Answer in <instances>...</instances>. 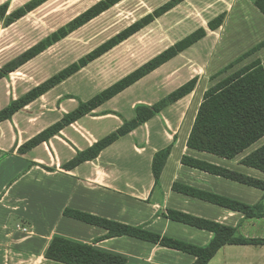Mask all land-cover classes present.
Masks as SVG:
<instances>
[{
	"label": "crops",
	"instance_id": "obj_1",
	"mask_svg": "<svg viewBox=\"0 0 264 264\" xmlns=\"http://www.w3.org/2000/svg\"><path fill=\"white\" fill-rule=\"evenodd\" d=\"M254 1L185 0L156 19L144 30L158 31L153 38L156 53L140 66L189 34L207 30L215 18L225 16L218 30H207L192 47L33 149L23 147L73 112L78 101L91 100L138 67L132 70V62L126 59L123 65L129 68L123 75L116 76L112 68L110 83L104 85L102 81V87H95L93 82L82 81L78 92L69 89L74 77L67 79L0 123V264H63L45 257L56 237L90 245L125 259L126 264L196 261L193 255L159 244L129 236L107 237L106 229L76 220L66 215L67 211L142 228L195 247L208 246L213 233L171 220L168 212H175L230 228L234 238L250 242L222 246L208 264H264V172L245 163L264 146V138L231 159L187 144L204 94L243 67L255 61L264 63L262 47L221 73L264 42V15ZM170 16L175 27L188 25L164 43L168 28L161 23ZM19 55L11 59L0 55V68ZM37 59L0 80V111L54 76L29 82L37 80L28 67ZM21 73L23 77L17 78ZM194 79L197 83L190 94L162 108L150 121L105 148L95 160L66 168L78 153L115 133L124 121H132L136 107L159 104ZM169 147L156 184L153 158ZM211 197L246 206L248 211H233Z\"/></svg>",
	"mask_w": 264,
	"mask_h": 264
},
{
	"label": "trees",
	"instance_id": "obj_2",
	"mask_svg": "<svg viewBox=\"0 0 264 264\" xmlns=\"http://www.w3.org/2000/svg\"><path fill=\"white\" fill-rule=\"evenodd\" d=\"M47 1L49 0H33L25 6L16 9L9 15H7L9 5L7 3L3 4L0 6V22H3L4 27H9ZM121 1L123 0L99 1L73 20L67 28L52 33L35 46L1 67L0 80L8 78L11 73L17 71L41 53L65 39L71 32L81 28L106 11H109ZM184 1L185 0H171L169 3L154 11L152 14L145 16L139 22L133 24L115 38L109 40L98 49L82 58L80 62L71 65L57 75L51 77L45 83L33 88L24 97L18 101L12 102L7 108L0 111V123L9 121L15 113L23 109L26 105L40 98L57 85L79 72L87 64L106 54L119 43L136 35L140 30L146 28L156 19ZM254 6L264 15V0H255ZM224 17L225 16L221 15L210 21L207 25V30L211 32L218 30L223 24ZM207 30L199 29L177 42L153 61L145 64L136 72L107 88L91 100L87 102L78 101V107L73 112L65 115L59 123L48 128L26 143L23 149L30 150L47 142L50 138L57 136L65 127L90 115L103 104L202 40L206 36ZM262 47H264V42L244 54L235 63L227 66L221 73L227 72L235 64L251 56ZM196 83V79L190 81L162 100L159 104L151 107H136L135 118L132 121H124L123 126L115 133L97 142L86 151L78 153L66 168L73 169L78 165L95 160L105 148L115 143L120 138L130 134L139 126L150 121L159 114L162 108L190 94L194 90ZM67 99H70V97H67ZM262 138H264V63L262 64L259 61H255L216 84L204 94L203 102L199 107L187 144L188 147L192 149L231 159ZM170 149L169 147L157 153L153 158L152 174L156 184H158ZM245 163L250 167L264 172V146L255 152ZM211 200L218 205L227 206L233 211L243 212L245 214L248 211L246 206L238 203L225 201L216 197H211ZM65 214L76 220L106 229L108 231L107 237L129 236L193 255L196 257L194 264H208L217 251L224 245H243L250 243L246 240L234 238V231L230 228L175 212H168V216L171 220L212 232L214 237L209 245L202 248L195 247L176 240L160 237L142 228H133L116 224L76 212L67 211ZM45 257L63 264H126L125 259L121 257L98 251L90 245L76 244L57 237L52 240L46 251Z\"/></svg>",
	"mask_w": 264,
	"mask_h": 264
},
{
	"label": "rangeland",
	"instance_id": "obj_3",
	"mask_svg": "<svg viewBox=\"0 0 264 264\" xmlns=\"http://www.w3.org/2000/svg\"><path fill=\"white\" fill-rule=\"evenodd\" d=\"M32 1L33 0H0V6L7 3L9 5L7 15H9L16 9ZM99 1L101 0H49L30 11L25 17L13 23L11 27H4L3 22H0V55H2L3 59H11L24 53V51L29 50L52 33L67 28L73 20ZM170 1L171 0L121 1L109 11H106L86 25L71 32L65 39L59 41L35 57L38 59L28 67L31 73H35V76L37 75V80L28 81L36 83L52 75H57L71 65L80 62L82 58ZM197 10L194 11V14L197 13ZM161 24L163 26L166 24L168 28V31L165 32L167 38H165L164 43H166V40L170 41L179 35L178 32L184 31L188 22L181 27H175L172 22V17L170 16L167 21H163ZM146 28H148V26ZM146 28L140 30L132 38L119 43L106 54L87 64L79 72L69 77L68 79L74 77L70 83L69 89L78 92V90L82 89L80 88V82L82 81L86 83L93 82L92 86L96 84L95 87H102L103 84L106 85L110 83L112 81V68L118 77H120L119 75H123L124 71L129 68L128 65H123L126 59L132 62V70L138 67L127 76L136 72L145 64L153 61L161 53L140 66L146 58L148 59L154 55L157 49L153 38L159 35L158 31L155 29L154 32L152 29L144 31ZM112 58L114 61H112ZM21 75L22 73L17 75V78H22L23 76ZM85 85L86 84H84V86ZM86 89L85 87V90ZM87 90L88 93L91 92L89 88Z\"/></svg>",
	"mask_w": 264,
	"mask_h": 264
},
{
	"label": "built area",
	"instance_id": "obj_4",
	"mask_svg": "<svg viewBox=\"0 0 264 264\" xmlns=\"http://www.w3.org/2000/svg\"><path fill=\"white\" fill-rule=\"evenodd\" d=\"M19 229H21L23 232H26V231H27L26 228H22V227H20Z\"/></svg>",
	"mask_w": 264,
	"mask_h": 264
}]
</instances>
